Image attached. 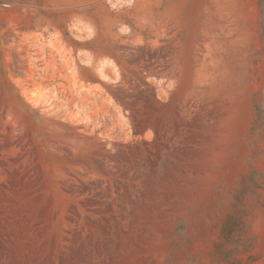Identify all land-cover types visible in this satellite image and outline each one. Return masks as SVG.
Here are the masks:
<instances>
[{"label": "rangeland", "instance_id": "obj_1", "mask_svg": "<svg viewBox=\"0 0 264 264\" xmlns=\"http://www.w3.org/2000/svg\"><path fill=\"white\" fill-rule=\"evenodd\" d=\"M84 22L119 80L14 85ZM0 264H264V0H0Z\"/></svg>", "mask_w": 264, "mask_h": 264}, {"label": "crops", "instance_id": "obj_2", "mask_svg": "<svg viewBox=\"0 0 264 264\" xmlns=\"http://www.w3.org/2000/svg\"><path fill=\"white\" fill-rule=\"evenodd\" d=\"M79 35H51L39 37L28 33L22 41L29 48V63L24 76L14 83L19 88L38 89L44 83H55L56 88L86 89L95 82H114L120 79L115 61L96 62L93 52L94 38L86 23H82ZM44 85V86H43Z\"/></svg>", "mask_w": 264, "mask_h": 264}]
</instances>
